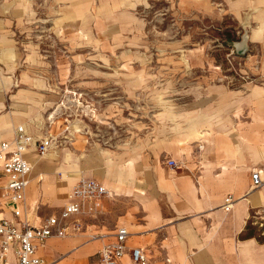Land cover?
Instances as JSON below:
<instances>
[{
  "label": "crops",
  "instance_id": "0c3cea01",
  "mask_svg": "<svg viewBox=\"0 0 264 264\" xmlns=\"http://www.w3.org/2000/svg\"><path fill=\"white\" fill-rule=\"evenodd\" d=\"M107 1L111 6L116 4V7L122 3ZM206 1L180 0V4L184 10L205 14L211 12V8L209 11L202 7ZM227 2L232 13L240 14L249 9L255 15L252 21L247 22L253 25L248 36L249 41L261 50L257 73V81H261V85L247 83L239 86L241 88H230L227 83L207 85L208 82L200 80L203 86H194L188 91L195 96L188 111L178 113L173 120L162 119L155 131L152 128L151 135H147L150 143L145 150L139 152L133 147L124 149L117 154L122 160L112 161L108 153L95 159L97 155L92 152L83 156L66 148L69 160L56 166L49 164L48 159L38 157L34 147L27 150L25 158L33 170L28 177L24 199L18 204L22 210L18 222L27 221L32 226L39 225L42 220L37 215V205L56 209L63 207L72 187L80 179H93L104 185L109 195L103 198L102 206L105 204L107 211L113 212L112 216H105V221H100V224H87L81 235L48 239L38 250L46 263L97 264V252L103 246L113 243V234L117 229L124 228L129 234L126 247L142 249L150 264H264V243L243 236L251 212L264 210V0ZM118 17L126 18L127 23L132 20L131 15H123V12ZM121 31L116 34L119 35ZM66 34V40L72 41ZM0 37L6 40L0 41L1 48L12 49V40L4 38V33H0ZM96 41L101 40L98 37ZM40 73L43 75L36 79L28 69L20 71L18 90L12 97L24 105L20 110L23 113L20 117L13 113L0 116L7 122L12 121L14 126L21 124L19 126H23L35 139L50 136L56 141L48 129L41 131L31 127L41 108L53 104L52 94L57 95V91L51 89L52 86L46 81L52 77L50 72L41 70ZM58 73L56 69L57 79ZM209 73L211 79L217 77L216 72ZM133 74L127 69L115 71L108 74V78L112 76L113 81L106 77L101 80L97 77V81H83L80 87L82 92L72 91L68 86H61L60 90L74 97L80 93L98 92L103 97L98 107L83 98L80 100L95 109L101 120L99 123L105 124L107 119L112 121L117 117L119 111L116 96L111 90L122 93L124 97L128 96L131 103L130 99L137 91L133 80L137 76ZM109 82L114 85L106 86ZM62 94L56 102L61 101ZM74 97L65 98L66 104L71 105V115L67 117V125L63 130L65 139L74 141L79 136L91 140L87 134L89 132L84 128H76L81 127L79 117L83 115L81 109L71 102L76 99ZM51 119L50 125L56 123L51 113L46 115L44 121L49 122ZM52 155L57 156L58 153L53 152L47 156ZM138 157L172 159L179 169H169L164 162L150 164ZM61 170L66 174L60 178L57 175L63 173ZM251 171L261 172V187L252 188ZM43 175L46 178L42 180ZM65 176L67 179L64 180ZM228 195L235 202L232 209L225 212L222 206ZM34 204L37 223H32L33 218L31 220L29 215V209ZM11 208L10 203L4 199L1 215L12 219ZM93 231L112 232V235L107 237L103 234L101 237L106 236V239L84 244L83 240ZM70 234L73 236L75 232L71 231ZM64 254L67 256L58 260ZM7 264H18L13 253L8 256ZM118 264L134 263L130 255L126 254Z\"/></svg>",
  "mask_w": 264,
  "mask_h": 264
},
{
  "label": "rangeland",
  "instance_id": "374dc122",
  "mask_svg": "<svg viewBox=\"0 0 264 264\" xmlns=\"http://www.w3.org/2000/svg\"><path fill=\"white\" fill-rule=\"evenodd\" d=\"M115 1L122 3L116 7L107 0H0V33L12 40L13 45L12 49H2L0 43V115L13 113L20 117L23 113L20 110L24 105L12 97L18 90L17 79L21 70L28 69L36 79L43 75L41 70H48L52 77L46 81L51 89L57 91V95L52 94L53 104L39 107L41 111L31 127L41 131L48 129L56 138V146L47 155L55 152L58 157L43 156L49 164L58 166L69 160L66 148L83 156L92 152L97 155L95 159L108 153L112 161L122 160L117 154L129 147L143 152L150 143L147 135H151L152 128L155 131L162 119L173 120L178 113L188 111L195 100V96L188 91L194 86H203L200 80L208 82L207 85L227 83L230 88H241L239 86L247 83L262 84L257 81L260 48L249 40L245 51L235 47L244 35H249L253 25L247 22L254 19L253 11L244 8L245 11L240 14L232 13L227 0H207L202 7L209 11L211 8V12L205 14L184 10L180 0ZM121 12L131 15L132 20L127 23L126 18H119ZM118 31H121L119 35L116 34ZM65 33L72 41L66 40ZM98 37L101 41H96ZM0 41L6 40L0 37ZM125 69L137 76L133 78L137 91L132 95L131 103L128 96L111 90L118 102L117 117L112 121L107 119L105 124L99 123L101 120L97 111L95 119L79 117L81 127L76 128H84L91 140L79 136L74 141L66 140L63 130L67 117L71 115V105L66 104L65 98L74 96L62 92L61 86L82 92L83 81H97V77L107 79L109 73ZM211 71L217 73L216 78H210ZM9 76L12 78L8 79ZM111 77L108 79L113 81ZM75 83L77 85L72 87ZM112 85L110 82L106 84ZM60 94L62 99L56 102ZM75 97L98 107L102 96L91 92ZM50 113L56 121L52 125L53 119L44 121ZM19 125L14 126L12 121L7 122L0 116V140H12L13 132ZM138 158L150 164L164 162L167 166L168 159ZM64 172L57 176L61 178L66 174ZM43 178L46 177L43 175ZM63 179H67L66 176ZM34 207L35 204L29 209V215L31 220L33 218L32 223H37ZM61 209L62 206L56 209L37 205L36 212L43 221L50 216H58ZM109 215L112 216L113 212L107 211L103 204L94 219L81 217L79 231L68 237L81 235L87 224H100ZM250 220L253 235L263 239L264 210L252 211ZM103 234L110 237L112 232L93 231L83 240L84 244L106 239V236L101 237ZM246 234L243 236L246 237Z\"/></svg>",
  "mask_w": 264,
  "mask_h": 264
},
{
  "label": "built area",
  "instance_id": "2783aa9c",
  "mask_svg": "<svg viewBox=\"0 0 264 264\" xmlns=\"http://www.w3.org/2000/svg\"><path fill=\"white\" fill-rule=\"evenodd\" d=\"M71 102L81 109V115L94 118L95 109L80 98ZM55 145L52 137L35 139L23 126L16 128L12 143L0 142V264H7L10 253L15 255L18 264H47L38 254L39 248L50 238H64L71 231H79L81 217L93 218L97 215L103 198L108 195L105 187L98 181L81 179L72 187L68 201L58 216H50L37 226H32L27 221L18 222L22 216L18 204L24 199L31 171L25 153L30 147H34L38 156H45ZM166 164L170 169H179L172 159H168ZM260 174V171H254L251 175L253 189L263 185ZM4 199L12 207V219L1 215ZM234 202L232 196H226L223 210L229 212ZM128 236L126 229H117L113 234L114 242L103 246L97 252V264H118L126 254L130 255L134 264H150L142 249L126 247Z\"/></svg>",
  "mask_w": 264,
  "mask_h": 264
},
{
  "label": "bare ground",
  "instance_id": "6f19581e",
  "mask_svg": "<svg viewBox=\"0 0 264 264\" xmlns=\"http://www.w3.org/2000/svg\"><path fill=\"white\" fill-rule=\"evenodd\" d=\"M249 40V36L248 35H244L243 37H242V41L241 42H239V43H236L235 44V47L236 48H238L239 50H241V51H245L246 50V48H247V41ZM13 136H14V132H13ZM12 141H13V139H12ZM12 141L10 142V143H12ZM37 155V154H36ZM38 156V155H37ZM38 157H41V158H43V156H38ZM31 165V164H30ZM32 170H33V167H32V165H31V171H30V175H31V173H32ZM104 186V185H103ZM105 187V186H104ZM105 189H106V187H105ZM106 191H107V194L109 195V191L106 189Z\"/></svg>",
  "mask_w": 264,
  "mask_h": 264
},
{
  "label": "trees",
  "instance_id": "16d2710c",
  "mask_svg": "<svg viewBox=\"0 0 264 264\" xmlns=\"http://www.w3.org/2000/svg\"><path fill=\"white\" fill-rule=\"evenodd\" d=\"M250 221H249V223L245 227V232H247V234H246L247 236L246 237L247 238H255L258 242L264 243V238L263 239H259V238L255 237L253 235V226H252V224H251Z\"/></svg>",
  "mask_w": 264,
  "mask_h": 264
}]
</instances>
